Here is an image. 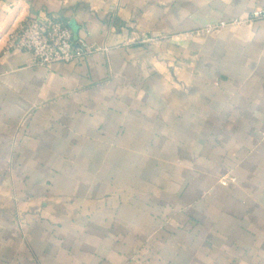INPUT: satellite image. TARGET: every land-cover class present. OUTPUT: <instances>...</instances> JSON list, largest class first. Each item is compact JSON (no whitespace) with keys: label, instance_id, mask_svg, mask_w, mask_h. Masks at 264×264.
<instances>
[{"label":"crops","instance_id":"obj_1","mask_svg":"<svg viewBox=\"0 0 264 264\" xmlns=\"http://www.w3.org/2000/svg\"><path fill=\"white\" fill-rule=\"evenodd\" d=\"M262 7L0 0V264H264V20L203 31ZM37 16L106 51L33 66Z\"/></svg>","mask_w":264,"mask_h":264},{"label":"built area","instance_id":"obj_2","mask_svg":"<svg viewBox=\"0 0 264 264\" xmlns=\"http://www.w3.org/2000/svg\"><path fill=\"white\" fill-rule=\"evenodd\" d=\"M264 20V8H255L245 19H233L206 26L203 31L211 33L220 28L238 26L247 22ZM9 48L27 53L33 66L50 68L56 63H72L91 56L106 48L92 46L73 36L67 23L50 16L32 17L20 24L9 42ZM221 186L235 183L233 177H223Z\"/></svg>","mask_w":264,"mask_h":264}]
</instances>
